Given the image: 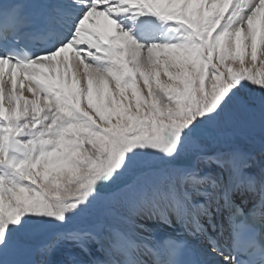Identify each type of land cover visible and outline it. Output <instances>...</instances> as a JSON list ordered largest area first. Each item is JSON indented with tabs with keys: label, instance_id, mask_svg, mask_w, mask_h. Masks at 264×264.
Listing matches in <instances>:
<instances>
[{
	"label": "snow or ice",
	"instance_id": "6c2138e0",
	"mask_svg": "<svg viewBox=\"0 0 264 264\" xmlns=\"http://www.w3.org/2000/svg\"><path fill=\"white\" fill-rule=\"evenodd\" d=\"M0 264H264V0H0Z\"/></svg>",
	"mask_w": 264,
	"mask_h": 264
}]
</instances>
